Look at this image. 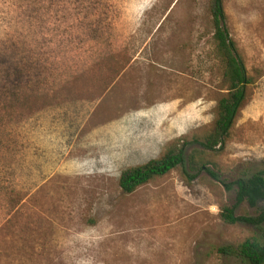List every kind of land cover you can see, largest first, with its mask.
I'll use <instances>...</instances> for the list:
<instances>
[{"label":"rangeland","instance_id":"1","mask_svg":"<svg viewBox=\"0 0 264 264\" xmlns=\"http://www.w3.org/2000/svg\"><path fill=\"white\" fill-rule=\"evenodd\" d=\"M210 7L0 0V264H242L219 249L256 228L225 224L220 207L264 168V0H222L250 82L224 143L200 170L118 185L212 131L227 85Z\"/></svg>","mask_w":264,"mask_h":264},{"label":"trees","instance_id":"2","mask_svg":"<svg viewBox=\"0 0 264 264\" xmlns=\"http://www.w3.org/2000/svg\"><path fill=\"white\" fill-rule=\"evenodd\" d=\"M212 15V40L215 50L224 65L223 77L226 83L225 93L218 99L216 115L212 131L203 139L194 138L192 143L199 148H192L186 153V147L192 146L191 142L175 141L167 147L165 152L157 159L145 164L130 167L120 173L118 179L122 192L130 194L138 187L163 177L179 168L183 174L189 170H200L205 166L201 155L205 151H212L224 143L229 129L233 123L242 103L246 97V87L249 78L245 67L237 55L233 41L225 25V15L222 9V0H211ZM214 179L216 175L207 170ZM194 176H190L189 180ZM235 188V203L232 206L220 207V218L225 224L238 223L251 225L256 228V235L248 237L235 246H225L219 251L238 259L242 264H264V168L249 174H244L232 183ZM228 187V186H227ZM246 204L254 209V216H236L235 209L240 204Z\"/></svg>","mask_w":264,"mask_h":264}]
</instances>
